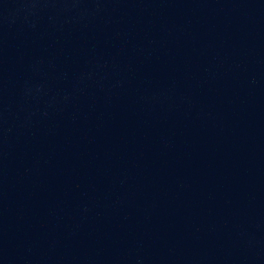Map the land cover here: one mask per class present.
<instances>
[{
    "label": "water",
    "instance_id": "95a60500",
    "mask_svg": "<svg viewBox=\"0 0 264 264\" xmlns=\"http://www.w3.org/2000/svg\"><path fill=\"white\" fill-rule=\"evenodd\" d=\"M0 264H264V0H0Z\"/></svg>",
    "mask_w": 264,
    "mask_h": 264
}]
</instances>
